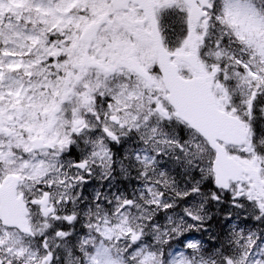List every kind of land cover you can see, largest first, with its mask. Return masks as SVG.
Wrapping results in <instances>:
<instances>
[{"label": "snow or ice", "instance_id": "1", "mask_svg": "<svg viewBox=\"0 0 264 264\" xmlns=\"http://www.w3.org/2000/svg\"><path fill=\"white\" fill-rule=\"evenodd\" d=\"M0 264H264V0H0Z\"/></svg>", "mask_w": 264, "mask_h": 264}]
</instances>
